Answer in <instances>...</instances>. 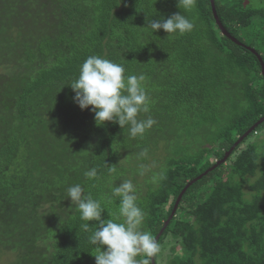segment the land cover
Returning a JSON list of instances; mask_svg holds the SVG:
<instances>
[{
	"label": "trees",
	"instance_id": "16d2710c",
	"mask_svg": "<svg viewBox=\"0 0 264 264\" xmlns=\"http://www.w3.org/2000/svg\"><path fill=\"white\" fill-rule=\"evenodd\" d=\"M259 1L215 0L228 37L211 0L190 8L178 0H0V251L13 256L8 264H95L91 232L67 197L77 183L101 201L106 220L118 211L112 187L131 180L146 214L141 230L156 239L186 186L211 169L183 194L151 264H264V122L224 160L264 117ZM180 12L192 31L144 28ZM91 55L145 75L150 112L139 118L156 124L143 138L112 122L98 127L91 109L73 102L68 85ZM161 172L166 179L154 183Z\"/></svg>",
	"mask_w": 264,
	"mask_h": 264
},
{
	"label": "clouds",
	"instance_id": "9594fccd",
	"mask_svg": "<svg viewBox=\"0 0 264 264\" xmlns=\"http://www.w3.org/2000/svg\"><path fill=\"white\" fill-rule=\"evenodd\" d=\"M193 0H178V7L190 8ZM152 34L163 30L167 34L183 35L193 30L194 24L185 15L176 13L168 18L160 17L147 21ZM123 64L116 63L99 55H91L79 66L78 76L68 85L74 92L73 102L81 110L91 109L98 127L106 122L117 124L121 129L127 127L128 135L135 139L143 138L156 124L151 116L139 118L141 113L150 112V98L144 86L143 74L125 75ZM148 149L139 153L147 158ZM115 172L116 167H109ZM141 164L139 175L148 171ZM89 180L97 177L95 167L84 173ZM166 179L161 172L153 175L154 183ZM67 197L75 204L81 227L91 232L89 243L94 246L95 264H151V258L161 251V246L149 231L141 230L145 212L137 203L136 188L131 180H124L119 186H113L110 202L118 199L116 213H108L109 219H102L105 212L99 199L85 194V189L77 183L67 189ZM96 224L90 227L89 222ZM138 257H141L138 259Z\"/></svg>",
	"mask_w": 264,
	"mask_h": 264
},
{
	"label": "water",
	"instance_id": "95a60500",
	"mask_svg": "<svg viewBox=\"0 0 264 264\" xmlns=\"http://www.w3.org/2000/svg\"><path fill=\"white\" fill-rule=\"evenodd\" d=\"M211 4H212V9H213V13H214V16H215V19H216V22L218 23L222 33L228 37H230V35L227 33V31L225 30L224 26L222 25L219 17H218V14H217V11H216V6H215V0H211ZM252 51H254L252 49ZM263 67V75H264V64L262 65ZM264 122V117L254 126L252 127L243 137H241V139L233 146V148L227 153L226 157L224 158V160L227 159V157L235 150V148L237 147V145H239L246 137H248L251 132L256 128V126H258L260 123ZM213 170V169H211ZM211 170L205 172L202 176L196 178L195 180L191 181L187 186L186 188L183 190V192L180 194L179 198H178V201L175 205V208H174V211L171 215V217L169 218V220L165 223V226L164 228L162 229V231L159 233V235L156 237V240H158L160 238V236L163 234V232L165 231L166 227L168 226V224L171 222V220L174 218V216L176 215V212H177V209H178V205L182 199V196L183 194L186 192V190L195 182H197L200 178H202L204 175H207ZM152 261L154 263V260L152 258Z\"/></svg>",
	"mask_w": 264,
	"mask_h": 264
},
{
	"label": "rangeland",
	"instance_id": "374dc122",
	"mask_svg": "<svg viewBox=\"0 0 264 264\" xmlns=\"http://www.w3.org/2000/svg\"><path fill=\"white\" fill-rule=\"evenodd\" d=\"M253 3L260 5L259 0H253ZM151 164H154L152 160H151ZM12 259L13 256L10 253H4L0 251V264H8Z\"/></svg>",
	"mask_w": 264,
	"mask_h": 264
}]
</instances>
